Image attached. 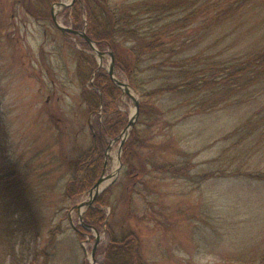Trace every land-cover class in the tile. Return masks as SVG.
I'll return each mask as SVG.
<instances>
[{"label": "rangeland", "instance_id": "374dc122", "mask_svg": "<svg viewBox=\"0 0 264 264\" xmlns=\"http://www.w3.org/2000/svg\"><path fill=\"white\" fill-rule=\"evenodd\" d=\"M59 2L72 0H58L51 6L58 21L69 25L66 16L73 3L60 7ZM207 29L195 34L198 39L188 52L205 48L225 62L260 48L264 44V0H248L233 19L213 21ZM80 49L95 55L97 67L109 69L110 55L103 56L100 66L96 52L63 32L53 17L38 19L20 1L0 0V126L10 159L30 174L44 213L42 234L34 238L29 233L19 249L21 264H46L48 257L50 264L92 261L96 232L84 237L78 233L79 211L65 195L74 158L93 142L80 97L78 69H89L78 55ZM116 76L128 82L117 69ZM153 77L157 84L166 80L162 72L155 71ZM157 99L155 106L161 108L141 124L146 130L143 146L130 159L136 166L189 159L197 163L193 170L213 166L220 174L246 168L264 170V140L257 153L252 150L243 159L240 153L235 157L234 139L223 138L264 104L262 86L185 120L172 114L176 101L166 95ZM117 104L129 120L135 112L134 100L123 91ZM103 110L101 106V117ZM138 118L139 113L135 123ZM108 146L103 171L109 174L113 188L112 206L106 207L108 221L117 236L130 229L137 231L142 254L151 264H238L264 256V179L241 174L190 181L153 170L134 184L127 165L119 167L120 140L113 139ZM88 198L89 192L76 204ZM99 231L97 249L109 241L107 229ZM3 263L11 261L0 244Z\"/></svg>", "mask_w": 264, "mask_h": 264}, {"label": "trees", "instance_id": "16d2710c", "mask_svg": "<svg viewBox=\"0 0 264 264\" xmlns=\"http://www.w3.org/2000/svg\"><path fill=\"white\" fill-rule=\"evenodd\" d=\"M18 1L36 18L52 20L51 6L58 0H38V4L35 0ZM247 1L74 0L69 6L71 12L66 16L69 25L78 30L85 29L100 50L113 51L118 75L126 77L139 93V118L123 144L121 156L122 165H127V175L133 179L132 183L135 184L144 178L147 171L153 170L190 181L241 174L264 179V170L257 168H246L242 172L239 169L221 171L220 174L219 168L213 166L193 170L197 163L189 159L170 162L154 160L151 167L145 162L136 166L130 160L143 146L146 130L141 128V124L148 123L149 118L161 108L155 106L157 97L166 95L171 101H176L172 114L177 115L179 120H185L191 115L218 109L223 102L245 95L250 88L255 91L257 86H262L264 89V44L244 56L225 62L205 48L188 52L191 44L198 39L195 35L198 31L207 29L213 21L220 23L233 19V15ZM65 33L76 36L85 47H90L83 37ZM78 55L88 62L89 69L79 68L78 76L80 97L90 121L93 142L74 158L73 175L65 185V195L72 205L89 192L103 174L106 148L129 122L117 104L123 89L113 81L108 70L97 67L94 54L80 49ZM155 71L163 73L166 79L163 83L153 81ZM232 96L236 97L230 99ZM160 104L163 106L162 102ZM101 106L104 117L99 114ZM262 112L264 104L255 108V113L246 117L241 125L223 136L224 139H234L238 152L236 158L239 153L243 159L253 151L257 153L256 148L264 140ZM6 139L0 126V244L4 252H8L11 264H21L19 249L29 233L34 238L42 234L44 213L30 174L10 159ZM112 192L113 188L109 186L87 208L83 214L86 225L79 224L78 233L84 237V234L91 233L88 228L107 229L109 241L96 252V256L102 255L99 260L97 257L99 264H151L142 254V239L137 231L130 229L123 236H117L110 225L106 207L112 206ZM15 244H19V248ZM35 254L38 256L40 252L36 251ZM48 259L50 261V257L46 264H50ZM238 264H264V256L257 261Z\"/></svg>", "mask_w": 264, "mask_h": 264}, {"label": "water", "instance_id": "95a60500", "mask_svg": "<svg viewBox=\"0 0 264 264\" xmlns=\"http://www.w3.org/2000/svg\"><path fill=\"white\" fill-rule=\"evenodd\" d=\"M74 2V0H72L71 3H65V2H59L60 5L62 6H67V5H71ZM52 17L54 22L56 23V25L63 31V32H68V33H72V34H76L78 36L83 37L90 45V47L96 52V54L99 56V65L101 66L102 63V59L103 56L105 54H108L111 56V63H110V67L108 69L109 74L111 75L113 81L120 86L123 91L125 93H127L135 102V112L130 116L129 118V122L127 124V126L122 130V132L114 138V140H120V155H119V167L122 165V161H121V155H122V150H123V144L124 142L127 140V138L129 137V131L131 129V127L134 125L137 117H138V113H139V107H140V99L139 97H136L134 95V93L131 91L132 86L129 84V82L120 79L119 77L116 76V66H115V56L113 51L111 50H100L97 47V43L95 42V40H93L91 37H89V35L86 33V30H78L75 29L71 26H67L63 23H60L57 19V16L55 15L53 9H52ZM99 68V67H98ZM109 147V146H108ZM106 154H108V152L106 151ZM106 164H107V160H106ZM118 169V168H117ZM109 174L105 175L104 172L103 174L98 178V180L96 181V183L94 184V186L90 189L89 191V198L86 200L81 201L78 204L74 205V208H77L79 211V220L81 224L86 225L84 222V218H83V214L85 212V210L91 206L94 201L96 200L97 196L105 189L108 187L109 183L100 187V185L109 178ZM88 228V227H87ZM90 229V231L94 230L96 232V239H95V243L94 246L92 248L91 251V264H96L97 262V258H96V251H97V247L99 246L100 243V239H101V235H100V231L99 229H97L96 227L93 228H88Z\"/></svg>", "mask_w": 264, "mask_h": 264}, {"label": "bare ground", "instance_id": "6f19581e", "mask_svg": "<svg viewBox=\"0 0 264 264\" xmlns=\"http://www.w3.org/2000/svg\"><path fill=\"white\" fill-rule=\"evenodd\" d=\"M61 6H62V5H60V7H61ZM131 91H133V90L131 89ZM115 167H117V162H116V166H115ZM110 181H111V179H110V177H109L107 180H105V181L100 185V187H102V186L108 184Z\"/></svg>", "mask_w": 264, "mask_h": 264}]
</instances>
